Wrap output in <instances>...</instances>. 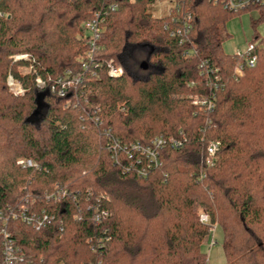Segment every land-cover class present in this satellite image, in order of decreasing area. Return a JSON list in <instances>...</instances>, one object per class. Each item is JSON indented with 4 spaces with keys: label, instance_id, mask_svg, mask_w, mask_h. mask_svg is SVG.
<instances>
[{
    "label": "trees",
    "instance_id": "trees-1",
    "mask_svg": "<svg viewBox=\"0 0 264 264\" xmlns=\"http://www.w3.org/2000/svg\"><path fill=\"white\" fill-rule=\"evenodd\" d=\"M154 1L0 3L10 16L0 20V210L17 211L27 198L35 211L55 216L41 231L9 221L25 257L18 264H208L203 244L215 226L223 231L225 264H264V37H254L256 65L236 76L241 61L222 41L228 20L245 12L177 0L178 10L157 18L148 11ZM253 11V25L264 23V5ZM98 12L105 18L100 68L85 71L82 25ZM185 24L189 42L181 44L184 35L171 33ZM20 53L36 58L33 73L11 61ZM148 58L149 78L136 79L147 73L141 65ZM110 60L123 63V76L108 77ZM9 71L23 97L9 93ZM66 72L81 77L69 106L48 95L34 116L35 79ZM195 97L212 100L214 110L194 105ZM156 138L166 141L156 162L130 149L153 147ZM209 142L220 143L212 165L203 162ZM116 143L123 149L114 150ZM21 157L38 168L17 166ZM56 186L68 191L65 198L45 200ZM1 244L0 234V253Z\"/></svg>",
    "mask_w": 264,
    "mask_h": 264
},
{
    "label": "built area",
    "instance_id": "built-area-1",
    "mask_svg": "<svg viewBox=\"0 0 264 264\" xmlns=\"http://www.w3.org/2000/svg\"><path fill=\"white\" fill-rule=\"evenodd\" d=\"M4 0H0V3ZM134 1V0H131ZM159 1H170L171 7L169 8L168 15L171 14L172 9L178 10L179 3L177 0H155L152 4H155ZM215 3H221L222 7L233 13H241V12H248L253 11L254 8L264 5V0H211ZM151 4V5H152ZM116 6H112L111 10H116ZM1 19H10V16L3 11H0V20ZM105 18L101 16V13H96L90 20L86 21L82 25V33L83 38L87 41L89 45V50L86 53V60L84 61L83 69L85 71L90 70L92 67L94 69L100 68V63L96 60V55L100 50L98 42L101 38L102 28L101 26L104 24ZM191 26L189 24H185L182 27L178 28L175 32L171 33V36L174 37L175 35L181 36L184 35V38L181 39V44L184 42H189V38L187 37L190 33ZM88 32L89 35L86 36L85 33ZM257 45L255 43H251L248 49L244 53H238L236 56L241 61L235 69L236 76H241L243 73V69L245 67H254L257 63V55H256ZM194 52V51H193ZM195 53V52H194ZM188 54V53H187ZM11 61L13 63H26L24 67H22V72L24 73H33L34 71V64L36 62V58L29 54V53H20L11 56ZM204 68V64L201 65ZM106 70L107 75L109 78L117 79L124 75L125 73V66L123 63H115L113 60H110L106 63ZM212 74H217V70H210ZM81 82L80 76H75L70 72H66V74L58 79L48 78L47 80L37 77L35 79V84L39 93L48 92L50 96H56L62 100H68L67 106H69V99L73 96L74 92L77 89V86ZM6 86L11 94L15 97H21L25 94V89L22 86L21 82L15 77V75L9 71L6 77ZM217 88V86H216ZM192 103L196 106H202L206 108L208 112L213 111L215 104L212 100H209L206 97H195L192 99ZM169 142L175 148H181L182 142L176 140H169ZM166 144V141L162 138H156L152 145L153 147H144L139 143L131 145L130 149L135 152L141 153L142 156L148 157L151 162H156L159 149ZM114 150H121L123 149L118 143L114 146ZM220 143L218 142H209L206 145L205 153L203 156V162L207 165H212L216 159V155L219 151ZM127 150V147L124 148ZM17 166L22 167L23 169L29 168H38V165L35 164L31 159L22 157L16 161ZM141 176L146 175V171H140ZM68 194V191L61 186H56L55 190L51 193H45L43 195L44 199L47 201L53 202H60L65 196ZM26 205H22L19 210H8V212L4 213L0 210V222H1V229L0 234L2 236V244H1V253H0V264H18L25 260L24 255L21 254L20 249L16 246L14 240L11 238L10 233L7 229L8 223L10 220L12 221H21L22 223L30 226L35 231H41L51 224L55 222V216L47 213L46 211H35L32 202L30 205L27 203L26 198ZM107 214L103 215L106 217ZM102 219V216L96 215L94 220L96 223H99ZM200 222L201 223H208L209 217L206 214L200 215ZM215 227L211 230L210 235L214 236ZM209 235V236H210ZM215 241L211 242L213 246Z\"/></svg>",
    "mask_w": 264,
    "mask_h": 264
},
{
    "label": "rangeland",
    "instance_id": "rangeland-1",
    "mask_svg": "<svg viewBox=\"0 0 264 264\" xmlns=\"http://www.w3.org/2000/svg\"><path fill=\"white\" fill-rule=\"evenodd\" d=\"M170 7H171L170 1H159L155 4L150 5L148 7V11L154 17L163 18L168 15V11ZM256 19H257V13L255 11H248L240 15L232 16L228 20V22L226 23V31H224L223 41H222L223 49L226 53L228 54L244 53L248 49L251 43H255L254 37L256 35L261 38L264 37V23H258L256 25H253V21H255ZM85 35L88 36L89 33L86 32ZM143 52L145 54H148L149 49L147 48L143 49ZM123 61L125 65H128L127 56L123 58ZM156 69L158 68L151 67V71L153 72L157 71ZM140 73L138 72L137 74L135 73L134 76L136 79H140V75L144 74V73L142 74ZM147 73L145 75H147ZM213 233L214 236L212 237V234L208 236L204 240V244H203V250L208 255V264H225L226 257L223 248V237H224L223 231L219 226H215V231ZM212 239L213 241H215V244L213 246L211 245Z\"/></svg>",
    "mask_w": 264,
    "mask_h": 264
},
{
    "label": "water",
    "instance_id": "water-1",
    "mask_svg": "<svg viewBox=\"0 0 264 264\" xmlns=\"http://www.w3.org/2000/svg\"><path fill=\"white\" fill-rule=\"evenodd\" d=\"M152 52H153V50H152ZM148 62H149V58H148L147 61H145V62L142 63V65H141V69H142V70L146 71V70L149 69V64H148ZM148 78H149V76H147L146 79H148ZM48 95H49L48 92H45V93H39V94H38L37 99H36L37 109H36V111L34 112V116L37 117V116L42 112V110L45 108L44 99H45V97L48 96Z\"/></svg>",
    "mask_w": 264,
    "mask_h": 264
},
{
    "label": "flooded vegetation",
    "instance_id": "flooded-vegetation-1",
    "mask_svg": "<svg viewBox=\"0 0 264 264\" xmlns=\"http://www.w3.org/2000/svg\"><path fill=\"white\" fill-rule=\"evenodd\" d=\"M144 71V70H143ZM144 72H148V70H146V71H144ZM149 73V72H148ZM148 73H147V75H148ZM147 75H145V74H142V75H140V79L142 80H145L146 79V77H147Z\"/></svg>",
    "mask_w": 264,
    "mask_h": 264
}]
</instances>
